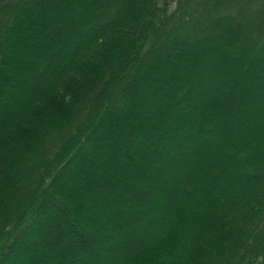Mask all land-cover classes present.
Wrapping results in <instances>:
<instances>
[{
	"label": "trees",
	"instance_id": "obj_1",
	"mask_svg": "<svg viewBox=\"0 0 264 264\" xmlns=\"http://www.w3.org/2000/svg\"><path fill=\"white\" fill-rule=\"evenodd\" d=\"M92 259L264 264V0H0V264Z\"/></svg>",
	"mask_w": 264,
	"mask_h": 264
},
{
	"label": "rangeland",
	"instance_id": "obj_2",
	"mask_svg": "<svg viewBox=\"0 0 264 264\" xmlns=\"http://www.w3.org/2000/svg\"><path fill=\"white\" fill-rule=\"evenodd\" d=\"M3 91H4V93H9V91H5L4 89H3ZM15 94V95H14ZM13 95H12V97H16V93H14ZM161 164V158H155L154 159V166H155V169L156 168H158L159 167V165ZM143 178V177H142ZM65 179H58V180H56L55 182L56 183H62L63 181H64ZM146 182H145V179L143 178V184H145ZM65 204V203H64ZM60 223V220H54V221H51V223H50V227H51V225H52V227L53 226H55V225H58ZM61 224V223H60ZM49 225V224H48ZM62 225V233H63V238L65 239V238H67V237H71V239H73V241H77V239H78V236L77 235H72V232L69 230V228L67 229L65 226H64V224L62 223L61 224ZM75 225H76V228L79 230V229H82L81 228V226L80 225H78V223H75ZM30 232H32V229L29 231V234L28 235H30V234H34V232H32V233H30ZM77 237V238H76ZM28 242H30V241H28ZM76 244V243H75ZM74 250L75 251H78V250H76V248H74ZM78 254V253H77ZM36 258H37V253H32L31 254V256H29V259H27V258H23V260L21 261L22 263H25V262H27V261H34V260H36ZM91 259V258H90ZM80 264H82L81 262H79ZM91 263H97V261L96 260H93L92 259V262Z\"/></svg>",
	"mask_w": 264,
	"mask_h": 264
}]
</instances>
